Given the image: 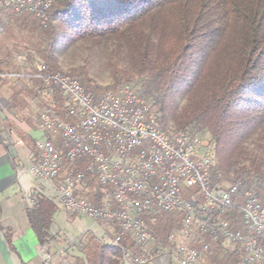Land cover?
I'll return each mask as SVG.
<instances>
[{
  "label": "built area",
  "instance_id": "2783aa9c",
  "mask_svg": "<svg viewBox=\"0 0 264 264\" xmlns=\"http://www.w3.org/2000/svg\"><path fill=\"white\" fill-rule=\"evenodd\" d=\"M53 2L0 0V8L30 14L46 27ZM35 78L63 98L65 117L54 100L38 116L46 135L37 142L29 168L36 183L35 195L27 198L29 208L47 199L69 215L90 219V232L102 225L115 228L113 236L104 230L98 236L119 245L126 264L153 262L146 256L155 243L150 226L166 213H179L181 223L169 235L163 264H198L211 243L238 249L236 264H264V204L241 181L215 185L212 151L200 135L163 128L159 112L130 84L97 97L76 78L47 73L42 63L36 65ZM79 162V169L71 168ZM87 176L102 190L97 205L77 195ZM235 208L237 216L231 218ZM124 237L132 248L122 245Z\"/></svg>",
  "mask_w": 264,
  "mask_h": 264
},
{
  "label": "trees",
  "instance_id": "16d2710c",
  "mask_svg": "<svg viewBox=\"0 0 264 264\" xmlns=\"http://www.w3.org/2000/svg\"><path fill=\"white\" fill-rule=\"evenodd\" d=\"M48 14L50 21L65 27L72 41L119 42L141 79L140 86L133 87L159 112L162 127L208 136L214 154L210 177L215 185L223 188L241 181L243 189L257 192L264 204V159L246 151L254 136L264 140V0H54ZM6 21L32 36L43 30L42 35L35 34L32 49L47 73L59 71L50 26L42 27L30 14L0 8V31ZM6 54L1 60L4 65ZM77 72L68 75L92 92ZM126 76L116 70V86L110 92L121 87ZM53 98L65 117L63 98L57 92ZM81 191L77 195L99 203L102 190L90 176ZM53 211V205L43 199L36 211L28 212L40 243L45 241ZM180 223L179 213H166L150 226L155 236L152 254L169 249V235ZM122 245L133 247L127 237ZM99 249V262L106 252L122 255L113 246ZM206 254L217 264H235L240 257L238 249L225 250L221 243H211Z\"/></svg>",
  "mask_w": 264,
  "mask_h": 264
},
{
  "label": "crops",
  "instance_id": "0c3cea01",
  "mask_svg": "<svg viewBox=\"0 0 264 264\" xmlns=\"http://www.w3.org/2000/svg\"><path fill=\"white\" fill-rule=\"evenodd\" d=\"M1 60L0 264H123L107 252L99 262V248L112 246L99 238L103 229L90 232V219L69 215L47 199L54 211L45 241H38L28 212L36 211L41 200L34 208L28 207L27 198L35 195L36 189L29 168L37 142L46 135L38 127V116L44 103L50 104L54 98L35 78V70L16 67L10 71ZM107 233L113 236L115 231L109 226ZM152 264L163 262L158 258Z\"/></svg>",
  "mask_w": 264,
  "mask_h": 264
},
{
  "label": "rangeland",
  "instance_id": "374dc122",
  "mask_svg": "<svg viewBox=\"0 0 264 264\" xmlns=\"http://www.w3.org/2000/svg\"><path fill=\"white\" fill-rule=\"evenodd\" d=\"M5 23L6 27L0 31V59H3L4 54L7 52L6 59L8 60V64L6 62V68L7 66L9 67L7 70L15 71L17 67L28 70L32 68V72L34 70L36 71V65L41 63V60L33 51L32 44L36 43L35 34H41L39 32L43 30L36 31L32 36L28 31L25 32L21 30V28L15 25L14 22L12 23V21L11 23L8 21ZM48 26L52 29L55 38L52 50L55 59V68L58 69L59 72H63L67 75H73L74 71H78L77 75L82 76L83 74L81 78L92 88L91 90L94 92L93 94L95 96L104 95L115 89L114 74L116 70H121L127 75L126 78L122 77L120 85L130 84L132 86H140L141 79L135 74L128 53L119 42L115 40H104L97 43L82 40L72 41L69 38V32H67L65 27L58 21L51 20ZM53 93L54 92H51L52 95ZM47 105H49V103H44L43 107ZM171 127L172 126H168V128ZM59 140L60 138L57 136L55 142ZM203 140L208 143V136L204 135ZM246 151L264 159V140H262L259 135L254 136L246 143ZM239 163H246V161L239 160ZM194 191V189L188 191V196L193 194ZM81 192L82 191H80V193ZM241 202L242 196L238 198L236 204H240ZM232 213L237 214L238 208H235ZM100 227L105 232H107L109 228L107 225H102ZM97 229L98 228H95L96 231ZM153 246L154 245L148 246L146 250V256L153 262L158 258L160 259L166 256L165 254L169 252L168 249H165L152 254L151 250ZM222 247L229 251L235 250V248L229 244H224ZM116 257L119 258L121 263L126 264L125 258L121 254ZM212 258V256L204 254L198 264H217L216 261H211Z\"/></svg>",
  "mask_w": 264,
  "mask_h": 264
},
{
  "label": "bare ground",
  "instance_id": "6f19581e",
  "mask_svg": "<svg viewBox=\"0 0 264 264\" xmlns=\"http://www.w3.org/2000/svg\"><path fill=\"white\" fill-rule=\"evenodd\" d=\"M159 121H160V116H159ZM171 128H172V127H171ZM171 128H169V129H171ZM175 131H178V130H175ZM212 157H213V159H214V154H213V152H212ZM110 245H112L113 247H116V248L120 249V246L117 245V244H110ZM120 250L122 251L123 255H125L124 252H123V250H122V249H120ZM124 258H125V256H124Z\"/></svg>",
  "mask_w": 264,
  "mask_h": 264
}]
</instances>
